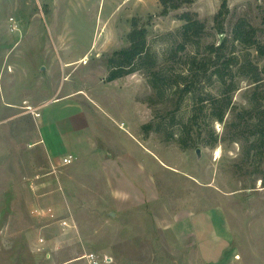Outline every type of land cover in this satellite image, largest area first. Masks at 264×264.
<instances>
[{"label": "rangeland", "instance_id": "obj_1", "mask_svg": "<svg viewBox=\"0 0 264 264\" xmlns=\"http://www.w3.org/2000/svg\"><path fill=\"white\" fill-rule=\"evenodd\" d=\"M227 1L219 33L221 0H0V264H264V58L232 37L264 3ZM135 19L148 59L107 81Z\"/></svg>", "mask_w": 264, "mask_h": 264}, {"label": "trees", "instance_id": "obj_2", "mask_svg": "<svg viewBox=\"0 0 264 264\" xmlns=\"http://www.w3.org/2000/svg\"><path fill=\"white\" fill-rule=\"evenodd\" d=\"M194 0H159L162 9L161 14H167L171 9H178L183 3H191ZM264 3V0H262ZM228 12V1L221 0L220 7L217 13L215 14L214 20L217 25L219 33L223 31L222 20ZM179 18L183 20L179 31L183 38V43L179 45L180 50L185 49L186 43L192 41L193 39L199 38L203 33L205 26L199 20L196 13L185 11L180 14ZM232 37L233 40L237 43L245 46L251 47L255 50L256 54L260 58H264V41L257 39V29L253 27L248 21L244 18H239L235 21L232 27ZM127 40L129 42L126 48H123L119 51H116L113 54V57L109 59L108 68L109 72L106 77L107 81H113L119 77L130 74L133 71L137 70L139 62L142 60L148 59V46L146 39V29L144 27L138 26L136 19L132 23V29L127 34ZM230 63V59L227 60L225 66ZM264 73V66L261 69ZM213 74L217 75L219 79H222L227 75L223 73L221 69L215 70ZM259 75V74H258ZM261 78L255 76L251 79L254 84V89L259 88V81ZM151 84L156 88V83L154 78H151ZM264 111V110H263ZM215 118L219 121L223 119V111L219 110L216 113ZM144 127L149 128L151 124H146ZM258 145L261 147L264 145V127L260 130V135L258 136ZM262 179V184L264 185V178Z\"/></svg>", "mask_w": 264, "mask_h": 264}, {"label": "built area", "instance_id": "obj_3", "mask_svg": "<svg viewBox=\"0 0 264 264\" xmlns=\"http://www.w3.org/2000/svg\"><path fill=\"white\" fill-rule=\"evenodd\" d=\"M73 156L71 154L67 155V156H64L62 159H61V164L62 165H69L73 162ZM49 217L51 218H54L55 215L51 212V210L49 211L48 213ZM60 220V224L62 225V227L64 228H71L72 226H74L69 220L68 217H63L62 219H59ZM44 242V238L43 237H40L38 239V244H42ZM85 260H86V263L87 264H104L100 259L99 257L96 255V253L94 252H88L85 254Z\"/></svg>", "mask_w": 264, "mask_h": 264}, {"label": "bare ground", "instance_id": "obj_4", "mask_svg": "<svg viewBox=\"0 0 264 264\" xmlns=\"http://www.w3.org/2000/svg\"><path fill=\"white\" fill-rule=\"evenodd\" d=\"M82 61L85 62L84 60H82ZM215 154H216V156H218L219 155V152L217 151Z\"/></svg>", "mask_w": 264, "mask_h": 264}, {"label": "water", "instance_id": "obj_5", "mask_svg": "<svg viewBox=\"0 0 264 264\" xmlns=\"http://www.w3.org/2000/svg\"><path fill=\"white\" fill-rule=\"evenodd\" d=\"M198 152V151H197Z\"/></svg>", "mask_w": 264, "mask_h": 264}]
</instances>
